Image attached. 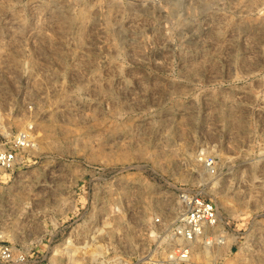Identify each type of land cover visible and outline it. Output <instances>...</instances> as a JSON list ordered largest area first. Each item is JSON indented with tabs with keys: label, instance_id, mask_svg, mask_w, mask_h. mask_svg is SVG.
Segmentation results:
<instances>
[{
	"label": "rangeland",
	"instance_id": "374dc122",
	"mask_svg": "<svg viewBox=\"0 0 264 264\" xmlns=\"http://www.w3.org/2000/svg\"><path fill=\"white\" fill-rule=\"evenodd\" d=\"M0 234L41 264H167L177 189L264 264V0H0ZM211 159L213 172L204 160Z\"/></svg>",
	"mask_w": 264,
	"mask_h": 264
},
{
	"label": "built area",
	"instance_id": "2783aa9c",
	"mask_svg": "<svg viewBox=\"0 0 264 264\" xmlns=\"http://www.w3.org/2000/svg\"><path fill=\"white\" fill-rule=\"evenodd\" d=\"M31 130L18 131L11 144L0 147V169L10 170L23 161V152L35 147ZM206 168L213 172L212 160L205 159ZM178 210L174 219L165 221L160 216L154 222L164 226L171 247L166 251L167 264H186L196 255L197 247L223 244L225 233L218 228L219 216L216 203L199 191L180 188L176 192ZM0 264H41L29 262L27 251L4 239L0 234Z\"/></svg>",
	"mask_w": 264,
	"mask_h": 264
}]
</instances>
